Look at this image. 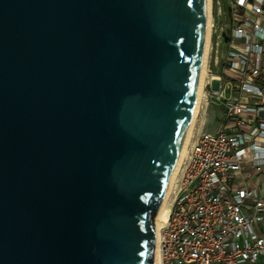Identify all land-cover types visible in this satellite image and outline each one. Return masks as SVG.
Segmentation results:
<instances>
[{
  "label": "water",
  "instance_id": "water-1",
  "mask_svg": "<svg viewBox=\"0 0 264 264\" xmlns=\"http://www.w3.org/2000/svg\"><path fill=\"white\" fill-rule=\"evenodd\" d=\"M206 0H0V264H157Z\"/></svg>",
  "mask_w": 264,
  "mask_h": 264
},
{
  "label": "built area",
  "instance_id": "built-area-1",
  "mask_svg": "<svg viewBox=\"0 0 264 264\" xmlns=\"http://www.w3.org/2000/svg\"><path fill=\"white\" fill-rule=\"evenodd\" d=\"M229 19L216 28L211 0L203 103L222 114L192 135L157 229L159 264H264V0H229Z\"/></svg>",
  "mask_w": 264,
  "mask_h": 264
},
{
  "label": "bare ground",
  "instance_id": "bare-ground-1",
  "mask_svg": "<svg viewBox=\"0 0 264 264\" xmlns=\"http://www.w3.org/2000/svg\"><path fill=\"white\" fill-rule=\"evenodd\" d=\"M207 2V16H208V22H207V29H206V43H205V49H204V54L201 60L200 64V69H199V74H198V83H197V94H196V104L194 108V113L192 120L190 122V127L188 130V134L185 140V144L183 147V150L181 152L180 157L177 160V164L175 166V169L169 179V182L166 186L164 195L161 199L160 206L158 211L156 212L155 215V222H156V228H160L162 225L165 224L168 214H169V199H171L176 180L178 177V174L181 170V166L183 163V160L185 159L187 155V150L189 147V144L191 142L192 135L194 133L196 123L198 121L199 113H200V108L202 103H203V96H204V91H203V86H204V80L206 77V67H207V61H208V53H209V46H210V23H211V0H206ZM156 259H157V264H159L158 261V252H156Z\"/></svg>",
  "mask_w": 264,
  "mask_h": 264
},
{
  "label": "rangeland",
  "instance_id": "rangeland-1",
  "mask_svg": "<svg viewBox=\"0 0 264 264\" xmlns=\"http://www.w3.org/2000/svg\"><path fill=\"white\" fill-rule=\"evenodd\" d=\"M218 6L220 7V13H221V16L219 17L217 16ZM214 13H215L216 28L219 30L220 27H223L224 29L227 30V27L230 23L229 0H214ZM223 44H224V40L222 38L219 41L218 45H216V39L214 37V42H213L214 51H213L212 58L210 61V69L214 73H220L219 68H217V66L215 65L214 56L215 54H217L219 58L221 57V54L224 50ZM215 50H217V53L215 52ZM202 105H201L202 109L200 108V113L198 117V121H200L199 127L197 125L198 123L197 121L195 130L196 128H202L205 131H211V132L216 131L218 129V124H219L218 118L222 114L221 108H218L212 104L205 105V103H202ZM201 121H203L202 127H201Z\"/></svg>",
  "mask_w": 264,
  "mask_h": 264
},
{
  "label": "crops",
  "instance_id": "crops-1",
  "mask_svg": "<svg viewBox=\"0 0 264 264\" xmlns=\"http://www.w3.org/2000/svg\"><path fill=\"white\" fill-rule=\"evenodd\" d=\"M220 118H221V115L219 116L218 121H219ZM219 122H220V121H219Z\"/></svg>",
  "mask_w": 264,
  "mask_h": 264
}]
</instances>
